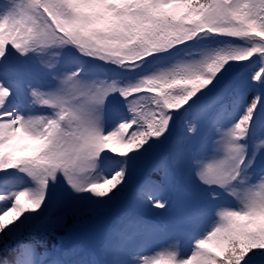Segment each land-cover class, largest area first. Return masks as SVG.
Instances as JSON below:
<instances>
[{"label":"snow or ice","instance_id":"6c2138e0","mask_svg":"<svg viewBox=\"0 0 264 264\" xmlns=\"http://www.w3.org/2000/svg\"><path fill=\"white\" fill-rule=\"evenodd\" d=\"M0 264H264V0H0Z\"/></svg>","mask_w":264,"mask_h":264},{"label":"trees","instance_id":"16d2710c","mask_svg":"<svg viewBox=\"0 0 264 264\" xmlns=\"http://www.w3.org/2000/svg\"><path fill=\"white\" fill-rule=\"evenodd\" d=\"M90 217V215L89 216H84V217H79V218H73L72 216H68V218H67V220H66V222L68 221V222H71V221H79V220H82V219H87V218H89ZM62 230V229H61ZM62 232L61 231H59L56 235H55V237L52 239V240H49V248L51 249L52 248V245L55 243L57 246H61V242H63V236H62ZM64 248H66V246L64 245V243H63V245H62ZM98 245H96V247H97ZM95 247V248H96Z\"/></svg>","mask_w":264,"mask_h":264},{"label":"rangeland","instance_id":"374dc122","mask_svg":"<svg viewBox=\"0 0 264 264\" xmlns=\"http://www.w3.org/2000/svg\"><path fill=\"white\" fill-rule=\"evenodd\" d=\"M142 177H140L139 179H141ZM138 179V180H139ZM121 210V208H118V209H116V211H120ZM113 211H115V210H113ZM115 211V212H116ZM113 213L114 212H112V213H110V214H108V215H106V216H103L102 218H101V220H99V221H94V223H92V225L94 226H102V225H106L107 226V224L109 223V222H111V219H112V215H113ZM165 220L167 219V217H163ZM87 225H88V223H87Z\"/></svg>","mask_w":264,"mask_h":264}]
</instances>
